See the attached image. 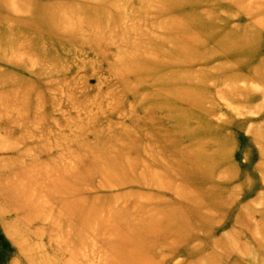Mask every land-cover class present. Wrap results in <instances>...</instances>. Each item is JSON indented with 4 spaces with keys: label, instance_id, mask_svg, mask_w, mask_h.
<instances>
[{
    "label": "rangeland",
    "instance_id": "obj_1",
    "mask_svg": "<svg viewBox=\"0 0 264 264\" xmlns=\"http://www.w3.org/2000/svg\"><path fill=\"white\" fill-rule=\"evenodd\" d=\"M0 264H264V0H0Z\"/></svg>",
    "mask_w": 264,
    "mask_h": 264
},
{
    "label": "bare ground",
    "instance_id": "obj_2",
    "mask_svg": "<svg viewBox=\"0 0 264 264\" xmlns=\"http://www.w3.org/2000/svg\"><path fill=\"white\" fill-rule=\"evenodd\" d=\"M259 72L262 74L263 71L261 72V71L259 70ZM233 98H235V97H233Z\"/></svg>",
    "mask_w": 264,
    "mask_h": 264
}]
</instances>
